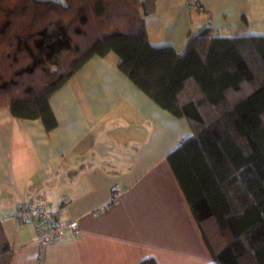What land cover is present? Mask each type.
I'll list each match as a JSON object with an SVG mask.
<instances>
[{
  "label": "trees",
  "instance_id": "obj_1",
  "mask_svg": "<svg viewBox=\"0 0 264 264\" xmlns=\"http://www.w3.org/2000/svg\"><path fill=\"white\" fill-rule=\"evenodd\" d=\"M156 1L0 0V108L49 133L54 93L91 58L116 56L138 90L191 129L166 162L212 264H264V36L208 27L181 53L154 47L145 17ZM11 255L0 225V264Z\"/></svg>",
  "mask_w": 264,
  "mask_h": 264
},
{
  "label": "crops",
  "instance_id": "obj_2",
  "mask_svg": "<svg viewBox=\"0 0 264 264\" xmlns=\"http://www.w3.org/2000/svg\"><path fill=\"white\" fill-rule=\"evenodd\" d=\"M208 27V36L230 37L180 0H157L145 17L149 43L178 53L188 36ZM117 64L112 54L93 57L54 93L57 126L49 133L39 120L16 119L0 108V225L10 264H212L166 162L191 129L138 90ZM38 197L62 208L79 234L50 245L34 242L35 224L10 217L20 201Z\"/></svg>",
  "mask_w": 264,
  "mask_h": 264
},
{
  "label": "rangeland",
  "instance_id": "obj_3",
  "mask_svg": "<svg viewBox=\"0 0 264 264\" xmlns=\"http://www.w3.org/2000/svg\"><path fill=\"white\" fill-rule=\"evenodd\" d=\"M59 2V0H52ZM210 15L202 12L198 2L191 7L186 0H180L184 8L192 15L202 14L204 21L213 22L220 30L230 29V34L218 32L227 36H264V0H199ZM244 16L245 20L242 18ZM208 24V23H207ZM113 56V55H112Z\"/></svg>",
  "mask_w": 264,
  "mask_h": 264
},
{
  "label": "built area",
  "instance_id": "obj_4",
  "mask_svg": "<svg viewBox=\"0 0 264 264\" xmlns=\"http://www.w3.org/2000/svg\"><path fill=\"white\" fill-rule=\"evenodd\" d=\"M188 6L195 5L196 0H186ZM17 224H35L34 242L50 245L76 237L79 228L74 221L64 218L62 208L38 197L35 201H20L10 217Z\"/></svg>",
  "mask_w": 264,
  "mask_h": 264
}]
</instances>
